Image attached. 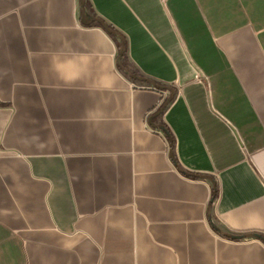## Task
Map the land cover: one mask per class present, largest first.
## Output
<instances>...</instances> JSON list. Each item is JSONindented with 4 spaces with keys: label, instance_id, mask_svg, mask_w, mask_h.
Instances as JSON below:
<instances>
[{
    "label": "crops",
    "instance_id": "obj_1",
    "mask_svg": "<svg viewBox=\"0 0 264 264\" xmlns=\"http://www.w3.org/2000/svg\"><path fill=\"white\" fill-rule=\"evenodd\" d=\"M0 264H264V0H0Z\"/></svg>",
    "mask_w": 264,
    "mask_h": 264
},
{
    "label": "built area",
    "instance_id": "obj_2",
    "mask_svg": "<svg viewBox=\"0 0 264 264\" xmlns=\"http://www.w3.org/2000/svg\"><path fill=\"white\" fill-rule=\"evenodd\" d=\"M162 135H164V132H161Z\"/></svg>",
    "mask_w": 264,
    "mask_h": 264
}]
</instances>
